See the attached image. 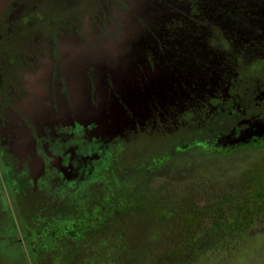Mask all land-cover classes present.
<instances>
[{"label": "flooded vegetation", "instance_id": "1", "mask_svg": "<svg viewBox=\"0 0 264 264\" xmlns=\"http://www.w3.org/2000/svg\"><path fill=\"white\" fill-rule=\"evenodd\" d=\"M207 156L240 160L235 172L220 170L231 179L264 170V0L5 6L0 207L9 240L19 236L37 256L61 249L58 258L89 239L137 251L146 227L156 243L171 223L159 210L164 191L201 174L187 164ZM138 188L146 197L130 209Z\"/></svg>", "mask_w": 264, "mask_h": 264}, {"label": "rangeland", "instance_id": "2", "mask_svg": "<svg viewBox=\"0 0 264 264\" xmlns=\"http://www.w3.org/2000/svg\"><path fill=\"white\" fill-rule=\"evenodd\" d=\"M239 161L210 156L189 161L188 170H199L202 175L170 183L159 210L169 213L171 223L155 231L156 243H151L148 227L134 229L142 232L137 251L135 246H94L95 240L89 239L65 249L61 258L58 248L37 256L28 245L9 242V223L0 207V264H264L263 166L257 164L233 179L219 174L235 172ZM172 162L175 169L178 164ZM130 193L127 198L134 202L129 206L132 209L147 192L138 188ZM252 218L256 221L253 224Z\"/></svg>", "mask_w": 264, "mask_h": 264}, {"label": "water", "instance_id": "3", "mask_svg": "<svg viewBox=\"0 0 264 264\" xmlns=\"http://www.w3.org/2000/svg\"><path fill=\"white\" fill-rule=\"evenodd\" d=\"M11 0H0V13Z\"/></svg>", "mask_w": 264, "mask_h": 264}, {"label": "trees", "instance_id": "4", "mask_svg": "<svg viewBox=\"0 0 264 264\" xmlns=\"http://www.w3.org/2000/svg\"><path fill=\"white\" fill-rule=\"evenodd\" d=\"M0 205H1V197H0ZM14 238H15V237H13L12 240H9V239H8L9 242L11 241L10 243L15 244L16 242H15ZM15 245H17V244H15Z\"/></svg>", "mask_w": 264, "mask_h": 264}]
</instances>
